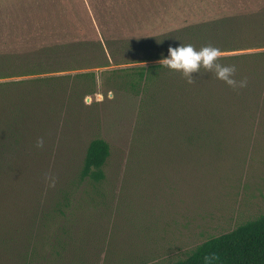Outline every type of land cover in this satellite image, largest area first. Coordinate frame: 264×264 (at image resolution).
Returning a JSON list of instances; mask_svg holds the SVG:
<instances>
[{"label": "rangeland", "instance_id": "1", "mask_svg": "<svg viewBox=\"0 0 264 264\" xmlns=\"http://www.w3.org/2000/svg\"><path fill=\"white\" fill-rule=\"evenodd\" d=\"M113 67L55 73L95 89L0 168V264H165L264 214V88L223 136L189 142L161 138L160 115L113 88ZM95 137L111 145L98 184L79 179Z\"/></svg>", "mask_w": 264, "mask_h": 264}, {"label": "trees", "instance_id": "2", "mask_svg": "<svg viewBox=\"0 0 264 264\" xmlns=\"http://www.w3.org/2000/svg\"><path fill=\"white\" fill-rule=\"evenodd\" d=\"M181 42L219 48V62L234 64L246 87L203 68L188 83L164 67L169 45ZM253 48H264V0H0V79L43 74L0 81V168L33 151L42 128L94 91L55 74L70 69L114 66L113 88L160 115L161 138L223 136L264 88V49L244 51ZM81 74L94 79L95 71L73 76ZM110 155V143L93 138L79 179L103 182ZM165 264H264V214Z\"/></svg>", "mask_w": 264, "mask_h": 264}, {"label": "clouds", "instance_id": "3", "mask_svg": "<svg viewBox=\"0 0 264 264\" xmlns=\"http://www.w3.org/2000/svg\"><path fill=\"white\" fill-rule=\"evenodd\" d=\"M160 41L157 40V43ZM168 54L162 56L159 62L166 68L179 72L187 79L188 83L194 80V73L199 75L203 68L215 73L216 77L223 80L233 88H243L247 85V79H235L236 66L221 64L219 56L221 50L213 45H204L199 48L191 43H180L168 47ZM43 138L36 141L37 147H43Z\"/></svg>", "mask_w": 264, "mask_h": 264}]
</instances>
